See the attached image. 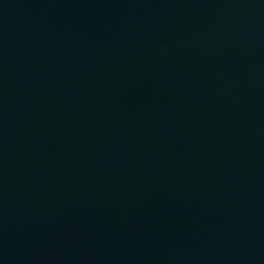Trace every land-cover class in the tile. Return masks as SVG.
Wrapping results in <instances>:
<instances>
[{
	"label": "water",
	"instance_id": "1",
	"mask_svg": "<svg viewBox=\"0 0 264 264\" xmlns=\"http://www.w3.org/2000/svg\"><path fill=\"white\" fill-rule=\"evenodd\" d=\"M0 264H264V0H0Z\"/></svg>",
	"mask_w": 264,
	"mask_h": 264
}]
</instances>
